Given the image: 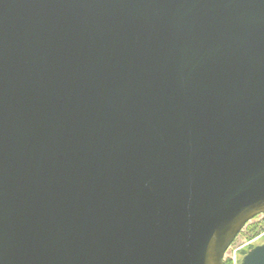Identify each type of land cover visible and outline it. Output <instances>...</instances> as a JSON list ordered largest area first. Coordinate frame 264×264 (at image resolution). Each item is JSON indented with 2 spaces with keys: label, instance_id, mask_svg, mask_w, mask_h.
<instances>
[{
  "label": "water",
  "instance_id": "1",
  "mask_svg": "<svg viewBox=\"0 0 264 264\" xmlns=\"http://www.w3.org/2000/svg\"><path fill=\"white\" fill-rule=\"evenodd\" d=\"M258 215L264 0H0V264H224Z\"/></svg>",
  "mask_w": 264,
  "mask_h": 264
},
{
  "label": "rangeland",
  "instance_id": "2",
  "mask_svg": "<svg viewBox=\"0 0 264 264\" xmlns=\"http://www.w3.org/2000/svg\"><path fill=\"white\" fill-rule=\"evenodd\" d=\"M264 244V215L250 220L231 244L224 256V263L240 264L251 248Z\"/></svg>",
  "mask_w": 264,
  "mask_h": 264
},
{
  "label": "trees",
  "instance_id": "3",
  "mask_svg": "<svg viewBox=\"0 0 264 264\" xmlns=\"http://www.w3.org/2000/svg\"><path fill=\"white\" fill-rule=\"evenodd\" d=\"M224 264H230V263L225 262Z\"/></svg>",
  "mask_w": 264,
  "mask_h": 264
},
{
  "label": "built area",
  "instance_id": "4",
  "mask_svg": "<svg viewBox=\"0 0 264 264\" xmlns=\"http://www.w3.org/2000/svg\"><path fill=\"white\" fill-rule=\"evenodd\" d=\"M230 246H231V245H230ZM229 248H230V247H229ZM229 248H228V249H229ZM226 252H227V251H226ZM225 254H226V253H225ZM224 256H225V255H224Z\"/></svg>",
  "mask_w": 264,
  "mask_h": 264
}]
</instances>
